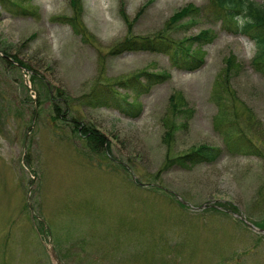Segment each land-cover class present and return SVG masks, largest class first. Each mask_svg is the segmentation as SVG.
Returning a JSON list of instances; mask_svg holds the SVG:
<instances>
[{
	"label": "rangeland",
	"instance_id": "374dc122",
	"mask_svg": "<svg viewBox=\"0 0 264 264\" xmlns=\"http://www.w3.org/2000/svg\"><path fill=\"white\" fill-rule=\"evenodd\" d=\"M13 1L20 6L12 11L0 3V56L30 67L0 58V264H55L50 248L61 264H264V229L251 225L264 223V157L223 150L210 164L162 168L167 156L200 144L225 147L212 89L228 56L241 64L229 76L234 105L248 109L243 120L264 133V73L253 67V41L225 30L208 10L170 23L182 7L207 0H83L89 41L55 19L71 14L69 0ZM120 10L138 38L183 43L208 29L204 62L188 71L160 49L111 54L128 32ZM141 70L154 75L152 83L132 77ZM33 73L51 96L63 91L61 108L69 103L73 111L64 123L53 127ZM106 84L140 111L96 105L92 91ZM175 92L187 109L164 136ZM74 119L101 132L110 155L89 150L72 130ZM157 185L175 199L154 191ZM224 202L235 211L202 206L223 211Z\"/></svg>",
	"mask_w": 264,
	"mask_h": 264
},
{
	"label": "trees",
	"instance_id": "16d2710c",
	"mask_svg": "<svg viewBox=\"0 0 264 264\" xmlns=\"http://www.w3.org/2000/svg\"><path fill=\"white\" fill-rule=\"evenodd\" d=\"M0 3L9 11H12V7L20 6L19 3L13 0H0ZM69 6L72 11L70 15H62L55 19L62 23H67L84 41H89L90 35L82 20V15L84 13L83 0H69ZM206 10L211 12V14L220 21V24L225 30L227 29L233 34L245 35L253 41V44L255 45L254 57L252 59L253 67H255L258 72L264 73V0L258 3L252 0H207L206 5L201 7L195 4H187L182 7L181 10L171 15L170 23L172 24L177 21H182V19L198 18L203 16L202 14ZM120 14L125 21L128 32L121 41L109 50L111 54H118V52L129 50L160 49L161 52L164 51L167 54L172 66L188 71H196V69L204 62V51L201 47L212 39L208 29L201 31L195 35L194 38L187 39L183 43L173 39L171 40L162 35L157 37L158 39H156V41H152V39L145 37L138 38L133 36L131 29L133 21L127 17L123 10H120ZM194 44H196V47L192 48ZM10 57L13 59L14 63H18L27 70L28 67H30L22 60L20 61L16 56L10 54L0 56L1 60L6 62L9 66H14L13 61L9 59ZM240 66L241 64L236 62L235 57L228 56L225 60L224 70L219 75L217 79L218 81L212 89V99L218 107V115L214 118V124L219 133L221 132V134L224 135L223 141L225 147L220 148L214 145L209 146L206 144H200L197 148H194L185 154L179 153L178 155L167 156V159L162 166L163 169L169 164L174 167L179 166L185 169H189V167L199 165L200 163L210 164L220 157L223 150H228L230 153H240L242 155L245 153L253 155L258 154L264 157V139L262 137L264 133L258 131L256 127L257 124L251 123L249 125L243 120L244 114H248V119L251 117L250 111L244 106L241 108L235 107V98L233 97L232 90H230L229 76L235 70H239ZM141 75L147 80L146 82L152 83L154 75L149 74L145 70L138 71L132 77H140ZM31 77L33 80H37L35 83L33 82V84L37 85H35V87L37 88L39 97L40 92H43L46 98H48L53 127L56 124H62L67 121V119L63 118V115L73 113V111L69 103H66L62 110L61 105L64 101L63 91L57 89V94L53 97L51 96L49 87H47L44 79L39 78L35 73H33ZM136 82L139 83V81ZM111 85L112 84H106L104 87L98 89L97 87H94L92 97L95 100L96 105L113 103L119 108V110H122L128 115L132 116L137 114L140 111V108L136 103H125V96L117 93ZM122 86L128 87L125 84H122ZM169 103L170 126L164 136H170L172 131L171 128L174 127L173 124H175L178 114L184 115L187 109V103L180 93L175 92L172 94L169 97ZM38 105H40V100ZM33 114H35V111ZM33 118L34 117L31 119ZM74 122L76 124H73L74 128L72 130L77 133V137H82V139L84 138V140H86V146L89 150L96 154L108 153L110 155L109 142L101 132L93 126H77L78 121H75V119ZM165 140L168 141L167 138ZM152 189L154 191H160L165 196L175 199L173 193H168L159 185L152 187ZM176 201L179 205L184 207V204L181 201ZM218 205L224 212L214 207L207 208L205 211L212 210L221 215H227L225 211L230 213L232 211L234 212L236 209L228 202L220 203ZM254 225L260 229H264L263 222H254Z\"/></svg>",
	"mask_w": 264,
	"mask_h": 264
},
{
	"label": "water",
	"instance_id": "95a60500",
	"mask_svg": "<svg viewBox=\"0 0 264 264\" xmlns=\"http://www.w3.org/2000/svg\"><path fill=\"white\" fill-rule=\"evenodd\" d=\"M49 251H50L51 258L53 259V261H55V264H61V261H59V259L57 258L54 250L50 248Z\"/></svg>",
	"mask_w": 264,
	"mask_h": 264
},
{
	"label": "bare ground",
	"instance_id": "6f19581e",
	"mask_svg": "<svg viewBox=\"0 0 264 264\" xmlns=\"http://www.w3.org/2000/svg\"><path fill=\"white\" fill-rule=\"evenodd\" d=\"M107 147H108V145H107ZM114 158V157H113Z\"/></svg>",
	"mask_w": 264,
	"mask_h": 264
}]
</instances>
